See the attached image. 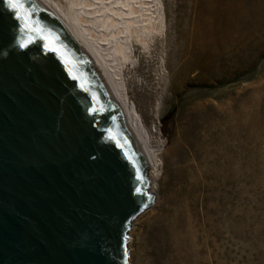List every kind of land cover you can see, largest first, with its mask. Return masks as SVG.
Instances as JSON below:
<instances>
[{"label": "water", "instance_id": "water-1", "mask_svg": "<svg viewBox=\"0 0 264 264\" xmlns=\"http://www.w3.org/2000/svg\"><path fill=\"white\" fill-rule=\"evenodd\" d=\"M95 59L43 0H0V264H129L160 196Z\"/></svg>", "mask_w": 264, "mask_h": 264}, {"label": "rangeland", "instance_id": "rangeland-1", "mask_svg": "<svg viewBox=\"0 0 264 264\" xmlns=\"http://www.w3.org/2000/svg\"><path fill=\"white\" fill-rule=\"evenodd\" d=\"M159 1L163 35L125 72L162 159L129 264H264V0Z\"/></svg>", "mask_w": 264, "mask_h": 264}, {"label": "bare ground", "instance_id": "bare-ground-1", "mask_svg": "<svg viewBox=\"0 0 264 264\" xmlns=\"http://www.w3.org/2000/svg\"><path fill=\"white\" fill-rule=\"evenodd\" d=\"M43 1L66 26L69 34L95 59L106 76L110 91L115 95L118 104L150 151L154 169L149 170V178L153 193H157L158 180L162 172L160 150L152 145L142 119L132 107L125 72L130 64L135 65V61L137 62L140 49L153 54V49L163 35L166 21L160 1ZM193 32L192 39H196L201 49L192 52L188 48L190 61L183 68L184 72L201 67L198 59L205 52L206 43L201 38V29L197 28ZM171 90L174 91L172 84ZM134 256L135 254L132 253L133 258Z\"/></svg>", "mask_w": 264, "mask_h": 264}]
</instances>
